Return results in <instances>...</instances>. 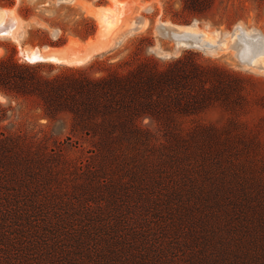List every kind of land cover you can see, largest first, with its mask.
<instances>
[{
	"label": "trees",
	"instance_id": "1",
	"mask_svg": "<svg viewBox=\"0 0 264 264\" xmlns=\"http://www.w3.org/2000/svg\"><path fill=\"white\" fill-rule=\"evenodd\" d=\"M212 2L184 0L196 13ZM124 62L131 65L133 58ZM119 64L100 76L88 74L84 66H69L47 78L40 73L43 64L0 59V91L39 96L52 118L70 112L72 131L96 136L102 152L115 154L117 146L136 145L184 151L168 153V161L161 156L157 167H138L132 180L116 186L98 168L94 174L102 179L95 183L105 187L100 196L106 204L99 201L91 209L89 200L82 207L67 203L57 186L30 166H20L12 151L16 138H0V264H264V173L245 163L235 172L234 163L225 165L214 156L220 172L213 177L201 170L204 184L190 159L199 149L208 150L214 143L208 138L216 134L167 130L168 143L158 146L144 127L146 117L172 125L178 115L221 97L232 101L231 88H239L238 98H243V77L219 65H189L184 58L166 68L152 58L127 71ZM242 144L259 148L255 140ZM132 161L144 159L135 155ZM157 168L163 169L158 175ZM172 173L182 176L175 179ZM136 207L170 216L165 224L153 225L148 213L141 221L131 215Z\"/></svg>",
	"mask_w": 264,
	"mask_h": 264
},
{
	"label": "rangeland",
	"instance_id": "2",
	"mask_svg": "<svg viewBox=\"0 0 264 264\" xmlns=\"http://www.w3.org/2000/svg\"><path fill=\"white\" fill-rule=\"evenodd\" d=\"M123 1L126 3L128 0ZM131 1L125 6L133 7L135 13L129 25L113 36V44L109 49L92 55L85 63L67 64L50 60L32 62L26 57L24 49L45 48L47 45L59 47L69 43L72 38L80 43L96 38L101 25L89 7L114 6V0H0V6L15 8L18 16L24 20L22 29L16 32L17 39L0 35V59L10 61L17 57L22 63L43 64L40 73L47 78L54 77L69 66H84L92 76H100L119 63L124 65L121 69L127 71L147 58L156 60L163 68L184 58L189 65L196 62L199 65H219L230 69L243 77V98H238L239 88H231L232 101L221 97L197 112L178 115V123L172 125H164L146 117L144 127L152 132L153 144L158 146L168 143L167 130L177 129L188 134L200 129L205 134H216V137L208 138L214 141L207 146L208 150L199 149L190 159L204 184L207 180L201 170L207 169L213 177L220 172L219 165L212 162L214 156L222 159L225 165L234 163L235 167L231 166V169H235V172L242 170L240 165L245 163L255 167L258 173H264V47L256 50L252 44L251 51L244 41L245 55L255 51L263 54L259 67L251 66L246 61L248 58L242 59L238 47V44H243L244 38L253 37L258 31L264 35V0H213L212 5L202 13L186 8L184 0ZM161 22L180 31H201L213 44L202 47L181 43L179 37L160 31L158 24ZM193 22H197V26ZM75 48L77 51L86 49L85 46ZM132 58L131 65L124 62ZM72 125L73 115L70 112L62 111L54 118L48 116L42 99L33 93L14 95L0 91V138H16L18 147L12 151L13 157L15 154L18 157L20 166H30L42 175L41 178L48 179L49 185L57 186L66 202L74 203L75 206L82 207L87 200L92 201L91 209L99 201L106 204L100 196L105 187L99 188L95 183L102 179L94 174L98 168L106 172L109 182L116 186L132 180V173L140 172L145 165L157 167L161 156L168 161V153L177 155L178 151L184 152L178 147L161 149L160 152L159 147L136 145L131 149L117 146L116 153L112 154L111 151L108 155L106 152L109 151L99 150L96 136L81 131L74 133ZM228 140L233 143L231 147L223 145L228 144ZM245 140H255L259 145L256 148L258 150L242 144ZM131 155L132 160L136 155L137 159L143 158L144 161L134 164ZM118 156L128 161L116 158ZM183 159L187 162L185 156ZM156 170V175L163 171L161 168ZM170 175L175 179L182 176L176 173ZM96 195L99 199L95 202L93 197ZM131 210V215L139 221L143 213H148L147 217H151L153 225L159 222L165 224L166 217L170 216L165 212L155 213L151 207L149 211H143L140 207H136V211ZM174 214L178 215L177 212Z\"/></svg>",
	"mask_w": 264,
	"mask_h": 264
},
{
	"label": "bare ground",
	"instance_id": "3",
	"mask_svg": "<svg viewBox=\"0 0 264 264\" xmlns=\"http://www.w3.org/2000/svg\"><path fill=\"white\" fill-rule=\"evenodd\" d=\"M128 1H126V3H128ZM126 3L123 0H114V6H107V7L91 6L89 7V11L99 19V22L101 25L98 29L96 38L94 39L90 38L86 42H83V43H80L78 42L77 39L72 38L73 40L71 39V41L69 42V45L67 46L68 48L67 52H64L66 50L65 48L62 49L59 53L52 51V49L47 48V47L45 48L36 47L32 49L27 48V50L24 49V53L26 57L29 58L32 62L48 61V60L59 62V63H67V64H82V63L87 62L92 57V55H94L95 53L102 52V51L109 49L113 44L112 43L114 39L113 36L117 34L118 32H120L124 26L129 25L131 21V16L135 13V10H133V7L131 6L127 8L125 6ZM13 7H16V6H13ZM9 13L14 17L15 23L13 26L8 27L6 33H0V35H10L16 38L17 37L16 32L18 29L22 27V24H23L22 22L24 20L22 21V19L18 16V13L15 12V8H11L9 10ZM5 18H6L5 15L0 14V20L2 22L5 21ZM185 31H190V30H185ZM190 32L202 33L201 31H190ZM180 42L188 45L187 43L183 41H180ZM80 46H85L86 48L85 51H82V50L77 51L75 47H80ZM260 53L261 52L257 53L253 57L252 64L254 67L256 66L259 67L262 65L261 61L263 58V54H260Z\"/></svg>",
	"mask_w": 264,
	"mask_h": 264
},
{
	"label": "water",
	"instance_id": "4",
	"mask_svg": "<svg viewBox=\"0 0 264 264\" xmlns=\"http://www.w3.org/2000/svg\"><path fill=\"white\" fill-rule=\"evenodd\" d=\"M11 8H5L3 6H0V14H3L6 16L5 21L4 22H0V33H6L8 27L13 26L15 23V19L14 17L9 13V10ZM1 21V20H0ZM172 24V23H171ZM174 25H181V24H175ZM192 24H195L197 26V22H193ZM186 25H191V24H186ZM158 28L160 29V31H162V33H166V34H170L173 35L175 37H179L181 40L185 43H187L188 45H194V46H205V45H212L213 43L210 42L209 40L205 39L203 36V33H192L190 31H180L174 27H168L167 25H164L163 22L158 24ZM242 28V27H241ZM253 37H246L244 38L243 44H238L239 47V54L241 56L242 59L248 58V63L253 66V57L259 53V52H254L251 55H245L246 53V45L249 48V50H253L251 48V45L254 44V49L259 50L261 48L264 47V35L261 32H256L252 35ZM88 40V39H87ZM247 43L245 45V42ZM252 41V42H251ZM69 45V43L64 44L62 46L59 47H53V46H45L47 48L52 49V51H55L57 53H59L62 49H66L64 52H67V46ZM100 53V52H97ZM95 53V54H97Z\"/></svg>",
	"mask_w": 264,
	"mask_h": 264
},
{
	"label": "snow or ice",
	"instance_id": "5",
	"mask_svg": "<svg viewBox=\"0 0 264 264\" xmlns=\"http://www.w3.org/2000/svg\"><path fill=\"white\" fill-rule=\"evenodd\" d=\"M0 22H2V21H0Z\"/></svg>",
	"mask_w": 264,
	"mask_h": 264
}]
</instances>
